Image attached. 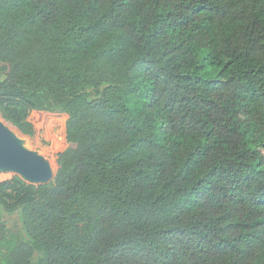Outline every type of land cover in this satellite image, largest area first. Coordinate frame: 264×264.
I'll return each instance as SVG.
<instances>
[{"label": "trees", "instance_id": "16d2710c", "mask_svg": "<svg viewBox=\"0 0 264 264\" xmlns=\"http://www.w3.org/2000/svg\"><path fill=\"white\" fill-rule=\"evenodd\" d=\"M0 63L70 145L0 182V264H264V0H0Z\"/></svg>", "mask_w": 264, "mask_h": 264}, {"label": "rangeland", "instance_id": "374dc122", "mask_svg": "<svg viewBox=\"0 0 264 264\" xmlns=\"http://www.w3.org/2000/svg\"><path fill=\"white\" fill-rule=\"evenodd\" d=\"M8 71V67L0 63V76L4 78ZM90 92L92 93L91 90ZM29 120L35 129L33 136L20 134L17 130H13L24 140L28 149L38 152L50 163L55 178L59 169L57 164L58 155L70 146L66 139L68 116L63 113L34 111L30 114ZM15 176L17 175L10 172H0V182L12 180ZM54 178L51 182H54ZM2 223L9 230L19 229L22 232L24 231L23 216L20 210L12 214L3 213ZM43 255L41 251L36 250L35 260L37 261Z\"/></svg>", "mask_w": 264, "mask_h": 264}, {"label": "water", "instance_id": "95a60500", "mask_svg": "<svg viewBox=\"0 0 264 264\" xmlns=\"http://www.w3.org/2000/svg\"><path fill=\"white\" fill-rule=\"evenodd\" d=\"M0 118V172H10L32 185H46L54 178L50 163L38 152L28 149L24 140Z\"/></svg>", "mask_w": 264, "mask_h": 264}, {"label": "bare ground", "instance_id": "6f19581e", "mask_svg": "<svg viewBox=\"0 0 264 264\" xmlns=\"http://www.w3.org/2000/svg\"><path fill=\"white\" fill-rule=\"evenodd\" d=\"M17 135H18V133L16 132V131H14ZM19 136V135H18Z\"/></svg>", "mask_w": 264, "mask_h": 264}]
</instances>
